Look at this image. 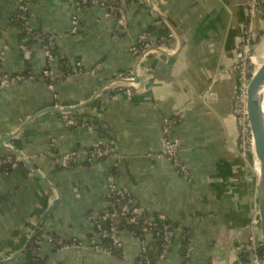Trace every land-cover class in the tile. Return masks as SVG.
<instances>
[{
    "label": "crops",
    "instance_id": "crops-1",
    "mask_svg": "<svg viewBox=\"0 0 264 264\" xmlns=\"http://www.w3.org/2000/svg\"><path fill=\"white\" fill-rule=\"evenodd\" d=\"M25 1L0 0V72L29 71L36 77L0 91V156L18 150L51 186L25 169L0 178V260L25 246L59 194V206L41 228L77 239L79 246L54 251L44 241L38 255L45 264H138L143 241L157 264H185L183 244L176 238L159 260V241L151 233L132 235L125 229L115 254L93 249L100 242L93 218L110 208L114 184L126 189L149 218L163 215L193 232L190 264L244 263L240 250L250 234L257 181L242 157L240 129L232 117L236 78L222 71L235 60L249 0H152L165 20L147 0L145 5L127 3L124 28L118 15L99 6L77 11L65 0H31L32 30L55 38V68L59 74L70 71L61 78L56 98L39 78L46 67L42 42L23 51L21 30L12 24ZM261 24L259 19L260 32ZM167 27L173 34L167 46L174 54L148 58L130 95L125 89H106L117 73L137 68L130 49L139 35L146 31L157 39ZM77 62L85 71L99 67V72L76 73ZM211 85L218 100L207 107L201 95ZM56 105L79 109L60 112ZM62 114L75 115L88 127L68 126ZM173 118L178 120L173 136L190 181L158 156L162 128ZM5 135L11 138L2 143ZM95 144L106 145L111 153L90 163L87 151ZM69 152H76V158L71 168H63L60 159ZM24 254L7 264H24Z\"/></svg>",
    "mask_w": 264,
    "mask_h": 264
},
{
    "label": "built area",
    "instance_id": "built-area-1",
    "mask_svg": "<svg viewBox=\"0 0 264 264\" xmlns=\"http://www.w3.org/2000/svg\"><path fill=\"white\" fill-rule=\"evenodd\" d=\"M31 0H26L18 8V16L21 19L25 30L30 33L32 28L29 23V15L27 12V5ZM68 3H72L77 11H87L92 7L99 6L107 10L111 14L118 15L119 25L124 28L126 21L123 16V5L127 3H137L139 5H145L146 0H65ZM264 19V0H249L247 4V19L243 25L242 38L239 40L236 57L231 65L222 71L224 75L233 76L236 78V89L232 98V117L233 121L239 127L240 133L243 136V126L245 122V103L247 97V90L249 82L252 77V68L256 64V55L258 54V46L256 44L257 39V21ZM74 26H77V17L73 19ZM257 32V33H256ZM173 34L170 32L168 37ZM43 42V52L46 58V67L43 70L39 78L45 80L48 90L56 98V92L58 84L62 77L70 74L68 72H62L59 74L55 68L58 61L57 48L55 44V38L53 36H47L44 39H40ZM168 38L160 37L154 39L149 32H142L137 42L131 47L130 52L137 59V68L135 70H129L126 72H119L116 74L112 82L106 86V89H125L127 95L131 94V89H136V79H140L142 69L140 68L144 62L159 53L166 55H173L174 51L170 50L167 46ZM25 52L28 47L22 46ZM74 72L90 74H97L99 67H95L91 70L85 71V68L80 62L75 64ZM61 76V77H60ZM36 77L32 74H9L1 69L0 72V91L5 90L11 86L17 85L24 81H34ZM125 85V86H124ZM202 101L205 106L210 107L218 100V94L211 85L202 95ZM56 107H59L56 105ZM62 109L63 107H59ZM63 121L71 127H78L85 129L88 127L87 123L79 122L75 115H63L61 116ZM174 119L166 120L162 128V149L158 155L161 158L167 159L172 166L186 179L191 180V173L180 156L179 142L173 136V130L176 126ZM241 152L245 150L243 138L240 141ZM111 150L109 147L103 144H95L87 151L88 161L90 163L100 161L109 156ZM76 152H69L60 159V166L63 168H71L72 162L76 158ZM24 159L29 162V158L23 154ZM30 163V162H29ZM25 169L28 170L29 176H33L34 173L27 168L23 163L22 158L13 153H9L5 156H0V178L6 177L14 171ZM111 199L112 204L110 208L101 214L100 216L93 218L94 225L97 233L100 237V242L93 245V249L96 251L111 252L112 249L121 248V234L123 230H128L132 235L151 233L160 242L161 252L158 255V259H162L168 250L173 238H176L180 243L184 244L183 258L185 264H190L195 250V238L191 230H185L183 226H174L163 215L156 218H149L148 214L139 207L136 206L131 194L126 189H120L114 184L111 186ZM249 238L247 245L241 250L240 254L244 260V263L238 264H264V241L261 236L260 230V214L258 208V200L256 207L251 215L249 224ZM65 239V238H64ZM64 239H54L51 234L42 233L37 239L39 245L43 242H48L51 245H56L58 250H66L70 248H76L79 246L74 240L72 243H65ZM71 240V239H66ZM157 263V262H156ZM138 264H153L151 258L148 256V244L143 241V247L141 253L138 256Z\"/></svg>",
    "mask_w": 264,
    "mask_h": 264
},
{
    "label": "water",
    "instance_id": "water-1",
    "mask_svg": "<svg viewBox=\"0 0 264 264\" xmlns=\"http://www.w3.org/2000/svg\"><path fill=\"white\" fill-rule=\"evenodd\" d=\"M147 1L153 11L157 13V15L161 19L165 20V17L161 15L157 10H155L153 1ZM260 63L257 65L254 73L252 74L247 90L245 103V122L243 126V142L248 161L250 163V166H252L256 176L258 208L260 214V230L261 236L264 241V59ZM135 82L138 83L139 80L136 79ZM152 83L153 78L149 80L147 87H150ZM55 109L60 112H73L79 109V107H65L62 109ZM8 138H11V135L3 136L1 142L4 143ZM10 151L11 153L22 158L23 163L34 173V175L39 180L51 186L47 178H45L33 164L27 162L24 159L21 152L15 149H10ZM60 202L61 199L60 195L58 194V198L53 202V204L48 208V210L43 214L38 223L35 225L34 230L28 238L25 246L17 253H15L11 258L0 260V264L10 263L26 252L28 246L31 244L37 232L41 228L42 222L59 206Z\"/></svg>",
    "mask_w": 264,
    "mask_h": 264
},
{
    "label": "trees",
    "instance_id": "trees-1",
    "mask_svg": "<svg viewBox=\"0 0 264 264\" xmlns=\"http://www.w3.org/2000/svg\"><path fill=\"white\" fill-rule=\"evenodd\" d=\"M18 15H19V14H18V9H17L16 13L14 14V16H13V18H12V24L15 25V26H18V27L20 28V30H21V33H20V34H21L22 37L24 38L23 43H22L21 46H27L28 49H29V47H30L33 43H35V42H39V41H38L39 39L42 38V39L45 40V38H46L48 35L45 34V33H42L40 30L33 29V30H31L30 33H28V32L25 30V28H24V26H23V23H22L21 19H19V16H18ZM167 31L169 32V28H168V27H167L163 32H162V31L160 32V34L158 35V38H160V37H166V38H168V32H167ZM164 32H166V33H164ZM162 34H163L164 36H163ZM40 43H41V42H40ZM41 44H42V46H43V42H42ZM21 49H23V47H22ZM23 51H24V50H23ZM28 65H29V63H28ZM25 74H26V75L29 74V71H28V72H25ZM177 118H178V117H177ZM177 118H173V119L176 121V123L178 122ZM183 227H184L185 230H190V229H188V228L185 227V226H183ZM43 231H44L43 228H41V229L37 232L35 238H34L33 241L31 242V244L28 246V249L26 250V252H25V254H24V258H25V263H24V264H45V261H44L42 258H40L39 255H38V251H39V249H40V245L37 243V239H38V237H40V236L42 235ZM192 233H193V232H192ZM51 236H52L54 239H56V240L62 238V237H60L59 235H56V234H51ZM62 239H64V238H62ZM73 240H74L77 244H79V241H78L77 239H73ZM73 240H66V238H65V239H64V242H65V243H72ZM50 245H51V244H50ZM155 245H157V249H159V251L157 252V254H159L160 251H161L160 242L157 243V244H155ZM183 245H184V244H183ZM183 247H184V246H183ZM52 248H53L54 251L58 250V248L56 247V245H52ZM116 250H117V249L113 248V249H112V253L115 254V253H116ZM148 256H149V258H151L153 264H157V263H156L157 260H156L155 258H152V257L150 256L149 253H148Z\"/></svg>",
    "mask_w": 264,
    "mask_h": 264
},
{
    "label": "rangeland",
    "instance_id": "rangeland-1",
    "mask_svg": "<svg viewBox=\"0 0 264 264\" xmlns=\"http://www.w3.org/2000/svg\"><path fill=\"white\" fill-rule=\"evenodd\" d=\"M260 21L262 22V31L260 32V31H258V29H257V39H256V44H257V46L259 47L258 48V54L256 55V64L255 65H253V68H252V71H253V73H254V71H255V69H256V67H257V65L260 63V62H262V60L264 59V19L262 18V19H260ZM260 65H261V63H260ZM259 65V66H260ZM252 73V74H253ZM241 130V129H240ZM240 141H241V139L243 138V136H242V134L240 133ZM242 157L247 161V163L250 165V163H249V161H248V158H247V154H246V152H245V150L242 152ZM251 167V169L253 170V168H252V166H250Z\"/></svg>",
    "mask_w": 264,
    "mask_h": 264
}]
</instances>
